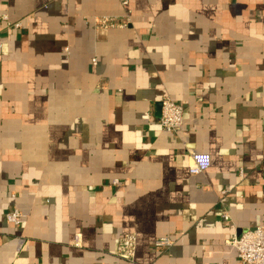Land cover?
<instances>
[{
	"label": "crops",
	"instance_id": "crops-1",
	"mask_svg": "<svg viewBox=\"0 0 264 264\" xmlns=\"http://www.w3.org/2000/svg\"><path fill=\"white\" fill-rule=\"evenodd\" d=\"M0 42V264H241L226 241L264 223V0H0Z\"/></svg>",
	"mask_w": 264,
	"mask_h": 264
},
{
	"label": "built area",
	"instance_id": "built-area-1",
	"mask_svg": "<svg viewBox=\"0 0 264 264\" xmlns=\"http://www.w3.org/2000/svg\"><path fill=\"white\" fill-rule=\"evenodd\" d=\"M98 27L106 29L119 26L120 24L114 18L102 17L99 18ZM16 26H19L17 24ZM1 49V42H0ZM95 59L92 64H95ZM183 108L175 104L171 99H163L161 102V112L158 118V125L168 133H177L183 127ZM211 164L210 155L202 152H193L189 154L190 174L196 175L206 171ZM6 219L13 223L21 222V214L15 210L5 215ZM227 219V215H223ZM79 235L74 237V245H80ZM136 239L131 234H125L119 238L117 245L118 257L134 261ZM173 241L168 237H160L155 240L154 246L156 249H167L172 245ZM226 243L237 250V255L241 264H264V223L261 225L244 229L239 235L231 236Z\"/></svg>",
	"mask_w": 264,
	"mask_h": 264
},
{
	"label": "water",
	"instance_id": "water-1",
	"mask_svg": "<svg viewBox=\"0 0 264 264\" xmlns=\"http://www.w3.org/2000/svg\"><path fill=\"white\" fill-rule=\"evenodd\" d=\"M159 107H161V103L159 104ZM159 116H160V113H159Z\"/></svg>",
	"mask_w": 264,
	"mask_h": 264
}]
</instances>
